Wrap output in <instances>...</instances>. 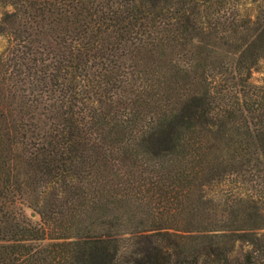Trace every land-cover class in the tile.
<instances>
[{
	"label": "trees",
	"instance_id": "1",
	"mask_svg": "<svg viewBox=\"0 0 264 264\" xmlns=\"http://www.w3.org/2000/svg\"><path fill=\"white\" fill-rule=\"evenodd\" d=\"M0 1V264L264 262V0Z\"/></svg>",
	"mask_w": 264,
	"mask_h": 264
},
{
	"label": "rangeland",
	"instance_id": "2",
	"mask_svg": "<svg viewBox=\"0 0 264 264\" xmlns=\"http://www.w3.org/2000/svg\"><path fill=\"white\" fill-rule=\"evenodd\" d=\"M242 8H243V12H248V14L254 15L253 5L250 4L249 2L246 1L242 3ZM8 9L9 8L6 7L3 8L0 1V18L2 14ZM8 43H9L8 37L5 35H0V55L7 48ZM251 82L255 85L264 87L263 61L259 62L257 64L256 69L251 72ZM249 168L251 169L250 171H253L255 169L260 170L257 173L259 174V176H261V179L257 183L242 181L241 178H237V177H230L218 184L211 186L207 190V195L205 197V201L207 202V204L205 206L206 210L204 211V216H205V221L208 224L212 223L209 226L205 225L208 229L215 230L219 228L220 226L219 220L223 218L222 217L224 213L223 210L225 209V207H229L232 203H234L237 195L240 192L253 195V197H255L260 204H264V165H259V166L250 165ZM26 212L28 214L30 213L29 211ZM29 216L38 220V218L33 213L32 214L30 213ZM132 229L133 228L130 226L125 227V230H132ZM128 237H129L128 235H125L124 236L125 240L123 241V245L126 248V252H129L134 249L131 246L132 241L130 239H127ZM247 251H250V247H247V245L236 244L235 252H233L232 257H230L228 264H238L239 262H241L243 256L247 253ZM262 264H264V262H262Z\"/></svg>",
	"mask_w": 264,
	"mask_h": 264
}]
</instances>
